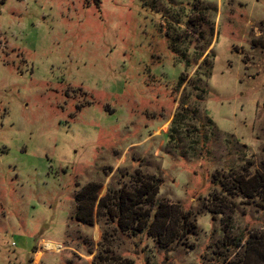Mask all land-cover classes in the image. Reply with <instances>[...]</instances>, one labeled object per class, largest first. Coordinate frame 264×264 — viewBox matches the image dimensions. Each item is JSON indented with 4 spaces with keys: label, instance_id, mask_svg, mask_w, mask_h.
<instances>
[{
    "label": "rangeland",
    "instance_id": "374dc122",
    "mask_svg": "<svg viewBox=\"0 0 264 264\" xmlns=\"http://www.w3.org/2000/svg\"><path fill=\"white\" fill-rule=\"evenodd\" d=\"M240 177L264 185V0H0V264L237 262L264 231ZM147 180L163 239L76 220Z\"/></svg>",
    "mask_w": 264,
    "mask_h": 264
},
{
    "label": "trees",
    "instance_id": "16d2710c",
    "mask_svg": "<svg viewBox=\"0 0 264 264\" xmlns=\"http://www.w3.org/2000/svg\"><path fill=\"white\" fill-rule=\"evenodd\" d=\"M93 1L100 4V0ZM173 133L174 127L171 129L170 138ZM237 187L249 198H254L255 194L264 191V185L256 178L245 180L240 177L237 179ZM159 191V184L150 180L140 186L136 184L131 188L123 187L109 194L101 185H89L76 197V220L94 226L96 220L106 211L110 218L117 222L121 231L131 233L132 237L147 230L152 237L163 239L171 221V209L161 204L152 215V206ZM225 246L228 252L242 251L237 262L227 260L225 264H264V231L250 234L246 241L242 236Z\"/></svg>",
    "mask_w": 264,
    "mask_h": 264
}]
</instances>
